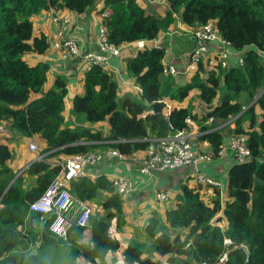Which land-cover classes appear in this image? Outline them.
Segmentation results:
<instances>
[{"label": "trees", "instance_id": "obj_1", "mask_svg": "<svg viewBox=\"0 0 264 264\" xmlns=\"http://www.w3.org/2000/svg\"><path fill=\"white\" fill-rule=\"evenodd\" d=\"M97 1L0 0V119L24 136L40 135L45 145L40 152L46 154V160L25 169L33 178L31 187H25L26 178L10 165L13 151L0 142V264H107L108 253L121 248L110 229L114 218L118 226L125 221L124 197L106 175L72 180L69 190L74 198L98 203L104 213L92 211L90 243L80 241L86 228L75 223L68 240L58 237L50 230L53 216L41 221L30 212V204L61 171L47 157L98 152L108 146L134 156L147 150L152 138L189 130V120H207L192 106L167 112L166 98L182 102L198 90L199 99L212 106L222 83L225 94L219 105L212 106V118L223 122L235 118L230 132L245 138L251 151L247 161L236 162L229 170V200L223 206L221 189L214 188L216 199L208 202L200 194L201 185H185L176 205L167 211L166 223L156 213L149 219L145 231L153 244L133 242L125 249L124 260L163 264L153 256L143 258L144 253H155L168 256L167 264H264V0H168L170 7L163 15L147 13L137 0H105L101 12L109 10L110 14L104 25L110 42L118 47L156 39L180 18L193 31L212 22L230 46L249 48L242 64H219L207 71L204 59L200 60L191 79L180 84L174 75H166L165 46L146 47L125 57L127 71L141 93L122 100L115 75L92 65L85 74L83 92L73 99L72 112L90 124L108 121L107 135L90 126H68L64 114L67 82L59 76L49 91L42 92L49 65H33L24 58L49 48L45 35H34L33 16L54 6L84 13ZM39 93L40 97L32 99ZM214 126H202L199 136L209 143L213 158L224 144V135ZM33 248L38 253L30 255Z\"/></svg>", "mask_w": 264, "mask_h": 264}, {"label": "crops", "instance_id": "obj_2", "mask_svg": "<svg viewBox=\"0 0 264 264\" xmlns=\"http://www.w3.org/2000/svg\"><path fill=\"white\" fill-rule=\"evenodd\" d=\"M140 6L146 9L147 13H155L163 15L169 9L168 0H137ZM105 0H98L94 8L84 13H76L70 11L67 8L51 7L50 9H44L41 13L32 17L34 23V35L40 36L41 34L46 37L50 36L58 29V24L53 20L52 13L61 11V13L69 16L70 22L66 29V35H70L78 40L81 46L82 55L79 57H68L57 49L51 46L43 54L30 53L24 56L31 64L45 63L49 65L47 73V81L44 84L43 91H49L57 79L62 77L67 82L68 93L65 98V119L68 126L75 128L77 125L88 126L89 122L83 119L82 116L73 115V99L77 94H81L84 89L85 74L89 70V64L84 58V54L88 52H98L97 39L99 30L104 25V16L101 9L104 8ZM54 14V13H53ZM156 46H165L166 55L164 64L166 65V75L169 74L168 68L170 65H174L181 73L178 76H174L180 84H184L189 81L192 74L196 71V65H193L190 60V54L197 46V39L193 34V30L184 24L180 18L176 23L167 31H163L156 39L142 40L133 43L125 44L121 47V54L119 56H111L109 63L104 69L115 75L119 83L118 96L122 100L124 97L139 96L141 93L140 87L136 84L135 79L132 78L126 67L125 57L135 55L139 50L146 47L152 48ZM209 51L204 58L206 68H212L217 66L219 51L223 48L221 42L214 41L209 44ZM249 48L243 50H237L232 46L228 47L230 54V65L239 64V60L243 57V54L248 51ZM213 58V59H212ZM212 59L213 61L211 62ZM199 91L194 90L184 101L179 102L166 98L167 112H170L175 107H188L192 106L194 112L198 113L200 118L207 115V120H202V123H198L194 120H190V131L192 134H199L201 127L204 125H212L214 123L213 130H219L224 135V145L232 137L230 130L234 127V119L231 118L228 122L223 123L222 120L214 121L212 117H208L212 111V106L216 107L220 103L219 95L215 98L212 106L206 105L198 97ZM41 94H33L32 99L40 97ZM194 97L198 98V106H194L196 102ZM2 122L3 120L0 119ZM233 121V122H232ZM223 123V124H222ZM247 125V124H246ZM96 129L102 130L105 135L109 132V122L103 121L94 125ZM228 127V128H225ZM225 129V130H224ZM15 134L12 137L0 135V142L9 145L13 151V158L10 160V165L15 172L18 170L16 165L26 163L27 166L37 161L40 154L38 151L32 152L29 150L30 142H34L44 148V141L40 135H34L33 137H27L23 134ZM157 138H152V145L145 151H140L134 156H130L126 159H119L116 156L107 155L103 162L93 166L90 172L97 178L100 175H106L109 179L113 180L117 176H124L131 179L134 182L135 189L124 198V211L125 221L118 226L117 219L114 218L111 223V234L114 238L121 242L120 250L116 252H110L107 255V264H127L124 260L125 249L133 242L139 244H153V240L147 237L145 228L149 222V219L153 214H157L164 223H166L167 211L176 205V197L182 192L185 185L189 187H197V181L195 180L196 174L200 173L206 176L216 178L222 185L221 187V200L223 206L226 205L229 200L228 195V183H229V170L238 162L236 156L232 151H222L219 156H216L210 161H202L196 165L185 166L178 169H171L165 171H153L151 174H144L141 172V165L139 159L146 154H149L156 147ZM198 148L204 152H210L211 147L207 141L200 140L198 137ZM112 147H102L99 151L104 152ZM30 153V155H29ZM46 154H43L42 160H46ZM62 161L66 156L60 155ZM136 158V160H135ZM47 159H53V157ZM56 159V158H54ZM51 162V161H48ZM55 163V162H54ZM25 166V169L26 167ZM25 171V170H24ZM18 172V175L22 174L26 178L28 176L25 172ZM26 187V186H25ZM27 187H31L28 185ZM201 196L208 202L216 199L215 189L209 186H200L199 188ZM162 191H170L171 198L166 201H159L157 199V193ZM106 194V193H103ZM94 209L104 213L102 208H99L98 203H92ZM2 205L0 204V207ZM226 220L222 221V225L226 226ZM87 238L91 237V228L85 230ZM153 256L154 259L162 260L163 264H167L168 256H159L155 253H144L143 258ZM115 258V259H114ZM81 262L85 260L83 256L79 259ZM116 260V261H115ZM84 263V262H83ZM91 264V263H88Z\"/></svg>", "mask_w": 264, "mask_h": 264}, {"label": "built area", "instance_id": "obj_3", "mask_svg": "<svg viewBox=\"0 0 264 264\" xmlns=\"http://www.w3.org/2000/svg\"><path fill=\"white\" fill-rule=\"evenodd\" d=\"M56 9L59 7L54 6ZM54 13V14H53ZM52 13L53 20L58 24V29L47 37L49 47L62 51L65 56L79 57L82 50L78 40L70 35H66V29L69 25V16L56 11ZM110 14L109 10L103 12L104 18ZM197 39V46L190 54V60L193 65L198 66L200 60L204 59L209 51V44L214 41L221 42L223 48L219 51L217 65L221 64L223 67L230 65V54L228 47L229 42L223 39L214 23H209L203 28L193 31ZM98 52H88L84 54V58L89 64V69L92 65L106 67L111 56H119L121 54V47L112 44L108 37L107 27L102 25L97 39ZM243 63V59L239 60V64ZM168 71L171 75L178 76L181 73L174 65H170ZM190 122V120H189ZM15 130L10 126V123L0 121V135L12 137ZM17 132L16 134H18ZM21 134V133H20ZM197 135L192 134L188 130H182L174 134H169L165 138L156 140V147L145 156L139 159L141 165V172L144 174H151L153 171H165L171 169H178L185 166L196 165L202 161H210L213 159L212 153L201 151ZM29 150L35 152L38 150V145L30 142ZM232 151L236 156L238 162H245L251 157V151L245 142V138L240 136H232L227 144H223L222 151ZM221 151V153H222ZM107 155L116 156L123 160L128 156L120 153L116 149H108L104 152H89L78 153L71 156H66L57 164L61 166L59 175L50 183L44 194L36 201L30 204V212H34L40 216L41 221L45 218L53 216L50 230L60 238L68 240L70 231L74 223L78 227L88 229L90 227V219L92 215L91 203L76 200L69 190L72 180L82 176H89L95 179L96 176L90 172L93 166L103 162ZM43 155H40L37 161L42 160ZM136 160V158H135ZM36 162V161H35ZM29 165L26 167L28 168ZM195 180L198 186H209L212 188L221 189V183L211 176L203 174H196ZM113 185L118 194L126 198L134 189V182L124 176H117L113 180ZM171 198L170 191H162L157 193L159 201H166ZM76 205V209L74 207ZM81 242L90 243V239L84 237ZM197 264H214L208 261H201Z\"/></svg>", "mask_w": 264, "mask_h": 264}, {"label": "rangeland", "instance_id": "obj_4", "mask_svg": "<svg viewBox=\"0 0 264 264\" xmlns=\"http://www.w3.org/2000/svg\"><path fill=\"white\" fill-rule=\"evenodd\" d=\"M213 59V58H212ZM212 59H210L211 60V62L213 61ZM206 66V65H205ZM205 69L207 70V71H209L210 69L209 68H206L205 67ZM225 94V88H224V84L222 83L221 84V88L219 89V93H218V95H219V98H220V100H221V98H222V96ZM136 97V96H135ZM194 101L196 102V104L194 105L195 107L196 106H198V98L197 97H194ZM232 120V119H231ZM234 121H235V119H234ZM228 122V121H227ZM233 122V121H232ZM223 123H225V122H223ZM222 123V124H223ZM94 125L95 124H90L89 123V125L88 126H90V127H93V128H95L94 127ZM87 126V127H88ZM225 128H228V127H225ZM225 130V129H224ZM41 149H43V147L41 146V148H38V153L40 154V155H43V153H41L40 152V150ZM42 151V150H41ZM29 155H30V153H29ZM54 158H56V159H54ZM53 159H48V161H53V162H56V163H58V162H60L61 160H60V157L59 156H56V157H54ZM25 166H27V164L26 163H24V164H20V165H16V167H17V169L19 170L20 168V171H18L19 173L20 172H23L24 170H25ZM27 177V182H25V186L27 187L28 185H32L33 184V178L32 177H30V176H26ZM91 205V204H90ZM92 206V205H91ZM99 206V205H98ZM99 208H101L100 206H99ZM92 209H93V207H92ZM96 210H98L97 208H95L94 207V209H93V211H96ZM185 230H183V231H181V233L182 234H185ZM184 237V236H183ZM154 242V241H153Z\"/></svg>", "mask_w": 264, "mask_h": 264}, {"label": "water", "instance_id": "obj_5", "mask_svg": "<svg viewBox=\"0 0 264 264\" xmlns=\"http://www.w3.org/2000/svg\"><path fill=\"white\" fill-rule=\"evenodd\" d=\"M208 117H212V113H209ZM15 179H16V178H15ZM15 179L12 181V183L15 181ZM31 224H32V225H35V224H36V219H35V218H33V219L31 220ZM37 253H38V249H37V248H33V249L31 250V252H30V255H35V254H37Z\"/></svg>", "mask_w": 264, "mask_h": 264}]
</instances>
